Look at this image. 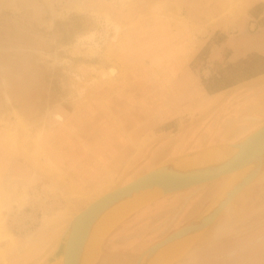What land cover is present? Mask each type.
I'll list each match as a JSON object with an SVG mask.
<instances>
[{
  "label": "rangeland",
  "instance_id": "obj_1",
  "mask_svg": "<svg viewBox=\"0 0 264 264\" xmlns=\"http://www.w3.org/2000/svg\"><path fill=\"white\" fill-rule=\"evenodd\" d=\"M158 6L162 10L171 7L186 20L178 25L168 15L153 17ZM105 12H108L110 19H107ZM115 22L123 26L117 34ZM195 25L198 28L194 30ZM91 32H94L92 39H84L83 36ZM262 34L264 0H0V208L3 210L4 228L18 241L15 245L1 241V247L7 250L0 264H45L56 246L53 235L60 233L65 222L62 218L55 223L58 212L75 203L77 209L74 214L90 202L89 195L74 185L71 192L67 186L69 180L64 175L45 174L55 171L46 170L38 162V157L29 151L43 145L46 133L60 125L54 117L56 111L61 110L66 113L65 116L79 118L75 120L79 126L88 124L95 129L102 123L100 119H94L100 115V96L105 95L107 86L117 80L142 81V90L150 91V83L145 81H154L163 75L156 65H167L168 73L164 72L165 78H162L168 85L172 81L170 76L173 75L169 69L172 67L176 68L173 70L174 86L184 71L191 72L197 79H207L216 73L217 64L227 63L230 50L223 43L226 37L248 36L253 40L261 38ZM91 43L98 45L91 47ZM212 46L223 62L211 58ZM152 50L159 61L147 57L144 61L134 62L137 56L131 54L135 51L142 59L146 54L150 56ZM261 57L253 51L246 63L240 60L233 68L226 65L227 79L234 81L245 73L263 67ZM111 65L117 68L116 78L103 83L98 69ZM151 69H155L157 75L150 73ZM189 88V85L188 88L184 86L186 91ZM191 89L190 96L194 97V104L197 105L199 90L197 86ZM111 95L117 96L115 93ZM174 95L180 98L186 96L180 87ZM88 114L90 118L95 117L88 121ZM14 115L21 119L26 131L27 150L13 149L4 139L2 126ZM179 121L160 124L155 129L167 127L175 131L180 125ZM192 121L184 122L182 127L188 129L194 126V121L199 124L201 120L197 118ZM147 122L146 119L142 121L143 130L149 127ZM148 132L143 131L141 142L137 143L139 146L132 144L127 137L134 150L126 157L125 167H115L113 174L116 179L107 183L110 189L147 171L140 165L163 140L169 138L167 135L158 138L155 134L146 136ZM105 138L110 145L118 141V137L112 133ZM197 138L192 143H196ZM130 147L127 146V150ZM138 151L142 157L134 159ZM110 155L113 157L112 151ZM23 163L27 166L24 169L20 167ZM112 163L117 161L112 160ZM225 178L220 177L210 185V189L215 191L206 197L200 209L209 203ZM11 181L16 182V189L19 190L26 184L29 193L27 202L14 203ZM81 196L83 198L78 200ZM198 213L191 211L185 218H193ZM118 229L105 240L108 245L104 243V252L95 264H100L105 251L117 246L115 235ZM33 231L37 232L34 235L37 239L27 248L18 249ZM42 238L54 240L45 242L42 247ZM232 247L237 249L235 258L216 256ZM192 253L202 261L210 258L217 262L233 261L231 264H264V174L249 184L178 260Z\"/></svg>",
  "mask_w": 264,
  "mask_h": 264
},
{
  "label": "crops",
  "instance_id": "obj_2",
  "mask_svg": "<svg viewBox=\"0 0 264 264\" xmlns=\"http://www.w3.org/2000/svg\"><path fill=\"white\" fill-rule=\"evenodd\" d=\"M254 42L259 43V45H254ZM262 42H264V34L261 38H254L253 40L248 36L226 37L223 43L230 50L226 59L227 63L217 64L216 73L207 79L201 77L197 79L191 72L184 71L182 76H177V84L174 86L172 81L175 71L173 72V70L176 68L172 67L169 68L173 75L170 85L162 77L154 79V81L146 80L145 82L150 83V91L144 92L142 90V81L117 80V82L107 86L108 90L106 89L105 95L100 96L101 111H96L100 115L96 117L93 115V117L96 121L100 119L102 123L95 129L89 127L88 124L79 126L75 123V120L79 118L66 116V122L63 125H56L53 130L50 129L46 133L43 146L62 169L66 180H69L67 186L70 187L71 192L73 185H76L84 194L89 195L91 201L96 195L110 189L109 186L103 187V185L107 183L111 170L114 173L115 167L117 169L125 167L126 157L134 150L132 146L130 147L127 137H132L136 141H134L135 144H139L145 130L151 132L145 133L146 136L155 134L157 138L175 133V136L173 134V137L166 138L153 150L146 160L149 165H146V162L140 165L141 168L148 170L161 161L208 145L237 141L261 125L264 122V66L255 72L245 73L246 75L234 81L227 79L225 66L233 68L240 60L246 63L249 54L253 51L262 56L261 58L264 60V43L261 44ZM210 50L213 60L222 61L220 55L214 53L215 48L213 46ZM151 53L150 56L146 54L142 59L139 58L137 51L131 55L137 56L135 61L133 60L136 63L144 61L147 57H154L159 61L153 50ZM176 66L178 65L174 67ZM155 69H151L150 73L153 72L157 75ZM188 85L190 86L189 91L188 89L187 91L184 90V86L188 88ZM195 86L199 90L197 98L199 103L197 105L194 104V97L190 96L192 94L191 88H195ZM179 87L186 94L185 97L180 98L181 96L174 95ZM112 93L117 96H112ZM147 104L149 106L146 107ZM93 117L90 118L88 114L86 119L89 121ZM197 118L201 120L199 124L194 123L193 127L181 129L184 122L194 121ZM145 119L148 121L149 127L143 130L142 121ZM173 120H180L177 130L173 131L174 129L167 127L155 129V126L168 124ZM110 133L118 137L116 144L110 145V141L107 138L104 139ZM196 136L199 137L197 142L192 143ZM186 138L188 139L185 141ZM223 138L224 140H221ZM127 146L130 147L128 150ZM111 151L113 157L110 155ZM138 156L142 157L139 151L134 154V159ZM111 159L117 163L113 164ZM20 167L24 169L27 166L23 163ZM45 174L60 175L59 172ZM191 188L183 192L159 196L123 219L110 232L112 233L117 227L121 228L123 238L120 240V247L115 246L109 251H105L103 260L100 261L101 264H133L145 248L157 241L150 243L155 237L147 240L145 238L146 231L153 223L168 214L165 216L166 219L154 227V230H157L168 222L161 232L164 235L190 200L202 190L206 192L210 186L199 190H196V187ZM82 198L83 196L79 197L78 200ZM172 211L174 213L171 215ZM231 263L233 261H202L196 259L192 253L187 258L184 259L183 257L173 264Z\"/></svg>",
  "mask_w": 264,
  "mask_h": 264
},
{
  "label": "water",
  "instance_id": "obj_3",
  "mask_svg": "<svg viewBox=\"0 0 264 264\" xmlns=\"http://www.w3.org/2000/svg\"><path fill=\"white\" fill-rule=\"evenodd\" d=\"M173 134L175 136L173 132L168 137ZM262 174L264 122L237 141L208 145L161 161L126 184L104 191L72 215L45 264L58 259H63V264H95L104 252L103 245L110 232L136 209L159 196L191 187L199 190L229 175L197 215L149 245L133 262L171 264L183 256L234 199ZM93 241L98 242L100 252L96 260L89 262L87 254ZM178 244H184L182 254L166 260L167 254Z\"/></svg>",
  "mask_w": 264,
  "mask_h": 264
},
{
  "label": "bare ground",
  "instance_id": "obj_4",
  "mask_svg": "<svg viewBox=\"0 0 264 264\" xmlns=\"http://www.w3.org/2000/svg\"><path fill=\"white\" fill-rule=\"evenodd\" d=\"M229 2H232V0H229ZM78 6H80L78 4ZM229 10H232L231 7L228 8ZM164 10V11H163ZM162 10L161 7H156V14L153 16V17H157L158 15H168L176 24H181L182 23V20H186L183 16L179 15L177 12L173 11V9L171 7H167ZM105 15L107 16V19H110L109 17V14L108 12H105ZM158 19V18H157ZM154 20V19H153ZM164 23V22H163ZM167 23V21H166ZM162 26V25H161ZM197 27V25H195V27L193 28L195 30V28ZM203 27V26H202ZM123 28V26L117 22H115V29H116V34ZM198 28V27H197ZM171 29V28H170ZM202 29V28H201ZM176 32V31H175ZM166 33V32H165ZM164 33V34H165ZM187 33V32H186ZM94 32H91V34H85L83 37L84 39L86 38L87 40L88 39H92V36H93ZM140 35V34H139ZM169 35V34H167ZM184 35V34H183ZM179 36V35H178ZM166 37V36H165ZM170 37H173V36H170ZM175 37V36H174ZM137 38V37H136ZM178 38V37H177ZM160 39V38H159ZM130 40H132V38H130ZM179 40V39H178ZM169 41V40H168ZM180 41V40H179ZM129 42V41H128ZM136 42V41H135ZM134 42V43H135ZM139 42V41H138ZM175 42V41H174ZM170 43V42H169ZM264 42H262L261 44H263ZM87 44V43H86ZM92 45H90L91 47H94L95 44L97 43H91ZM137 44V43H136ZM157 44V43H156ZM257 45H259V43H256ZM98 45V44H97ZM170 45V44H169ZM74 46V45H73ZM133 46V45H132ZM138 46V45H137ZM173 46V44H172ZM99 47V46H98ZM129 47V46H128ZM127 47V48H128ZM78 48V47H77ZM130 48V47H129ZM160 48V47H159ZM95 49V48H94ZM112 50V49H111ZM134 50V49H133ZM85 51V50H84ZM88 51V50H87ZM93 51V50H92ZM127 51V49L125 50ZM75 52V51H74ZM91 52V51H90ZM85 53V52H84ZM96 53V52H95ZM87 54V53H85ZM90 54V53H89ZM126 55V54H125ZM184 55V54H183ZM162 67H160L159 65H156L157 67V70H159V72L162 75V77L165 78V74L164 72L167 74L168 73V70H167V66H163L161 65ZM88 67V65H87ZM98 67V66H97ZM180 67V65L178 66ZM89 68V67H88ZM91 68V71L93 70L92 67ZM100 68V67H98ZM161 68H164L165 70H161ZM94 71V70H93ZM116 73H117V68L114 66V65H111L109 67H106V68H101V69H98V75L99 77H101L103 79V83H107V81H111L113 80V78L116 76ZM97 74V73H96ZM79 75V74H78ZM77 75V76H78ZM97 76V75H96ZM169 76V75H168ZM81 77V76H80ZM171 77V76H170ZM97 78V77H96ZM116 78V77H115ZM169 79V78H168ZM94 80V79H93ZM97 80V79H96ZM168 81V80H167ZM86 82V81H84ZM102 83V84H103ZM86 87V86H85ZM82 89V88H81ZM84 89V88H83ZM259 98V97H258ZM14 114V112H13ZM66 113H64V111H61V110H58L54 113V117L57 121L58 124L60 125H63L65 122H66V116H65ZM58 125V126H60ZM3 131H4V139L6 140V143L10 144V146L14 149H17L19 151H22V150H27V147L25 146V143L27 141V135H26V131L24 130V127L22 125V122H21V119L19 117H17L16 115H14V117L10 120V121H7L6 123L3 124ZM126 132V131H125ZM39 135V134H38ZM152 136V135H151ZM128 139L130 140V142L134 145H137V143L135 144L134 142V139L132 137H128ZM217 144V143H216ZM139 146V145H137ZM136 146V148H137ZM43 145H39L37 147H35L34 149L32 150H29L31 154H33L34 156H37L39 161L40 162V165L45 167L46 170L48 171H55V172H59L60 175H63V171L62 169L57 165V163L55 162V160L52 158V156H50L49 152L45 149L43 150ZM235 173V172H234ZM237 173V172H236ZM226 176L225 178V181L228 179L229 175H224ZM224 176H221V177H224ZM121 177V176H120ZM119 177V178H120ZM108 179V178H107ZM116 179V176L113 174V172L111 171L110 172V175H109V179L107 180V183L109 182H113L115 181ZM219 179V178H218ZM131 181V180H130ZM224 181V183H225ZM129 182V181H128ZM107 183L104 186H107ZM223 183V184H224ZM126 184V183H125ZM222 184V185H223ZM16 182L15 181H11V185L10 187L12 186V199L14 201V203L16 204H21V203H25L29 200V193L27 191V186L26 184H23L22 186V189L19 190V189H16ZM124 185V184H123ZM77 189H79L76 185H74ZM117 186V185H116ZM82 187V186H81ZM222 187V186H221ZM18 190V191H17ZM16 191L18 193H16ZM110 191V190H109ZM51 192V191H50ZM178 192V191H176ZM84 193V192H83ZM105 193V192H103ZM101 193V194H103ZM175 193V192H174ZM99 194V195H101ZM99 195H97L95 198H97ZM89 198V196H88ZM87 198V199H88ZM93 198V200L95 199ZM92 201V200H91ZM12 202V200H11ZM150 202V201H149ZM13 203V202H12ZM89 202H87L88 204ZM86 204V205H87ZM65 205V204H64ZM85 205V206H86ZM77 204H71L69 205L67 208H65L64 210H60L58 212V218L56 219L55 223H58L59 221L63 219H65V222H64V225L63 223H61L63 225V227L66 225V223L69 221V219L72 217L73 215V212L75 211V208H76ZM77 209V208H76ZM135 212V211H134ZM76 213V212H75ZM2 215H3V210L0 208V259H3L5 257V251L7 249H3L2 246V240L5 241L6 243L8 242V244H12L15 245V244H18L15 236L10 233L7 228H4V225H5V222L4 220L2 219ZM57 215V214H56ZM60 218V219H59ZM63 227L61 229V231L63 230ZM42 229V228H41ZM53 231H55V229H53ZM60 231V233H61ZM37 232L33 231V233H31L25 240H23V243H21V246L20 248L18 249H25L27 248L31 243L32 241H35L37 239V237H34V235L36 234ZM59 233V234H60ZM58 235H53L54 238H58ZM53 238H44L42 241H41V246L43 244H45V242H48L49 240H52ZM54 240V239H53ZM20 244V243H19ZM8 245V246H10ZM183 245L184 244H178L177 246H175L174 248H172V250L167 254V257H166V260H169V259H172L176 256H179L180 254H182L184 248H183ZM16 247V246H15ZM43 247V246H42ZM99 244L98 242L96 241H93L88 249V254H87V259L89 262H92L94 261L97 256L99 255ZM4 260V259H3ZM49 264H63V259H58V260H55V261H52L50 262Z\"/></svg>",
  "mask_w": 264,
  "mask_h": 264
},
{
  "label": "flooded vegetation",
  "instance_id": "obj_5",
  "mask_svg": "<svg viewBox=\"0 0 264 264\" xmlns=\"http://www.w3.org/2000/svg\"><path fill=\"white\" fill-rule=\"evenodd\" d=\"M192 189V188H191ZM213 188H211L205 195H202L203 194V192H204V190H202L201 192H199V194H197V196H195V197H193L191 200H190V202L186 205V207H184L183 208V210H182V212H181V214L178 216V218L176 219V221L173 223V225L172 226H170V228H168V230H166L165 231V233H164V235H162L161 234V232L164 230V228L167 226V224H168V222H166V224H164V225H162V227H160L159 229H157V230H154V227L156 226V225H158L161 221H163L164 219H166V215H168V214H166V215H164L162 218H160L159 220H156L154 223H153V225L146 231V240L147 239H151L152 237H155V238H153L152 239V241H150V243H152V242H154V241H156V240H158V239H160V238H163L166 234H168L169 232H171L173 229H175V228H177V227H179V226H181L182 224H184L187 220H189L190 218H192V217H190L189 219L188 218H185L186 216H188L189 215V213L191 212V211H197V213L202 209H200V207L202 206V203H203V201L206 199V197L208 196V197H210V195H212L213 194ZM215 191V190H214ZM212 193V194H211ZM215 193V192H214ZM174 212L172 211L170 214L172 215ZM156 232H158L157 234H156ZM162 235V236H161ZM116 238H117V246L116 247H120L119 246V244H120V240H122V235H121V228H119L118 229V231L116 232ZM149 243V244H150ZM105 245H108V241H107V243H105ZM105 248H107V246H105ZM110 250V249H109ZM109 250H107V251H109ZM106 251V252H107ZM121 251V250H120ZM123 251V250H122ZM121 251V252H122ZM237 253V249L236 248H234V247H232V248H230V249H228V250H224V252H222V253H220V254H218V255H216L217 257H220V256H222V257H230V258H235V254ZM196 259H199V260H202V259H200V258H198V257H196ZM103 259H101V261H102ZM205 261H207V262H210L211 261V259L209 258V259H207V260H205ZM100 264H101V262H100Z\"/></svg>",
  "mask_w": 264,
  "mask_h": 264
}]
</instances>
